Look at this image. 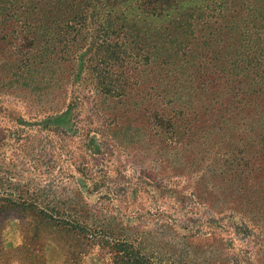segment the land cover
<instances>
[{"label": "trees", "instance_id": "16d2710c", "mask_svg": "<svg viewBox=\"0 0 264 264\" xmlns=\"http://www.w3.org/2000/svg\"><path fill=\"white\" fill-rule=\"evenodd\" d=\"M84 69L94 93L110 98L112 111L117 107L114 117L135 108L127 89L143 75L148 88L137 104L160 142L173 148L185 152L206 135L222 139L238 129V156L231 148L224 175L217 168L228 201L223 209L264 210V0H0L6 119L18 124L9 106L26 102L30 120L81 121L87 98L75 87ZM36 197L0 186L1 221L27 215L34 238L40 227L85 238L104 249L108 264H161L140 239L111 237L79 219L75 205L40 204ZM251 218L240 222L242 232Z\"/></svg>", "mask_w": 264, "mask_h": 264}, {"label": "rangeland", "instance_id": "374dc122", "mask_svg": "<svg viewBox=\"0 0 264 264\" xmlns=\"http://www.w3.org/2000/svg\"><path fill=\"white\" fill-rule=\"evenodd\" d=\"M84 71L75 87L87 98L79 105L81 121L30 120L26 102L8 105L22 119L18 124L0 111L1 188L37 196L40 204L75 205L79 219L111 237L140 239L161 264H264V210L243 208L241 215L223 209L228 201L219 172L224 175L231 148L238 156V129L222 139L206 135L185 152L169 141L163 147L148 112L142 114L137 104L148 88L143 75L127 89L135 95V108L114 117L117 107L112 111L110 98L94 93ZM205 171L215 174L206 177ZM250 215L244 233L240 222ZM30 220L19 214L0 219V264L109 263L104 249L85 238L50 227H40L34 238Z\"/></svg>", "mask_w": 264, "mask_h": 264}]
</instances>
